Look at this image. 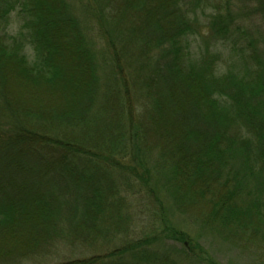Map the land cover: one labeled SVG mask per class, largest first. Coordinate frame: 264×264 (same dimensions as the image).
<instances>
[{"label":"trees","instance_id":"trees-1","mask_svg":"<svg viewBox=\"0 0 264 264\" xmlns=\"http://www.w3.org/2000/svg\"><path fill=\"white\" fill-rule=\"evenodd\" d=\"M174 211L264 254V0H0V264H223Z\"/></svg>","mask_w":264,"mask_h":264},{"label":"rangeland","instance_id":"rangeland-1","mask_svg":"<svg viewBox=\"0 0 264 264\" xmlns=\"http://www.w3.org/2000/svg\"><path fill=\"white\" fill-rule=\"evenodd\" d=\"M15 29V25H14ZM136 200V199H135ZM133 200V202L135 201ZM200 214H197L200 217ZM171 222L176 228L182 229L191 234L200 241V243L207 249V251L215 259L219 260L223 264H264V254L256 251H251L250 254L242 255L234 247L224 244L221 238L217 237L213 232L204 226L200 218H190L183 216L177 212H173L171 215ZM61 250H66L61 247ZM93 254H78L74 259H85L91 257V255H97V251H92ZM55 255V254H54ZM54 255H48L44 260L40 261L41 257L35 258V261H29V264H58L60 262H66L72 260L73 256H63V261H58ZM37 259V260H36Z\"/></svg>","mask_w":264,"mask_h":264}]
</instances>
